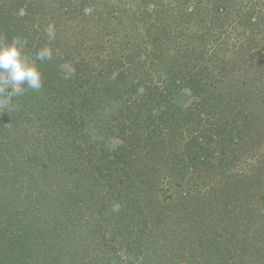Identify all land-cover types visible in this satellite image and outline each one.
Wrapping results in <instances>:
<instances>
[{"label": "trees", "instance_id": "1", "mask_svg": "<svg viewBox=\"0 0 264 264\" xmlns=\"http://www.w3.org/2000/svg\"><path fill=\"white\" fill-rule=\"evenodd\" d=\"M13 38L52 59L0 107V264H264V0H0Z\"/></svg>", "mask_w": 264, "mask_h": 264}, {"label": "clouds", "instance_id": "2", "mask_svg": "<svg viewBox=\"0 0 264 264\" xmlns=\"http://www.w3.org/2000/svg\"><path fill=\"white\" fill-rule=\"evenodd\" d=\"M49 40L55 38L54 26L47 27ZM26 41L13 38L10 43L0 41V107L11 104L13 97L23 94L25 86L39 90L43 86L36 61L52 59V50L45 46L36 51L35 60L30 61L24 52Z\"/></svg>", "mask_w": 264, "mask_h": 264}, {"label": "rangeland", "instance_id": "3", "mask_svg": "<svg viewBox=\"0 0 264 264\" xmlns=\"http://www.w3.org/2000/svg\"><path fill=\"white\" fill-rule=\"evenodd\" d=\"M134 9H131V11H127V15H130V12H132ZM117 23V22H116ZM125 26H127V27H129L128 26V20L123 24V29L125 28ZM124 31L125 32H127V33H129V32H131L130 31V29L129 28H127V29H124ZM60 69L62 70V71H64L66 74H70V73H72L73 72V70H72V68L70 67V64L69 63H63V64H61L60 65ZM113 144H119V140H114V142H113ZM261 150V153H262V156H263V158H264V144H263V146H262V148L260 149ZM255 156H257L256 158H253V160H251L250 161V163H249V165L250 164H252V163H254V162H256V161H258L259 159H260V157H259V154L258 153H256L255 154ZM259 157V158H258ZM248 165V163H242V166H240L239 168H241V171H237V169H234V170H232L231 169V174H234V173H243L244 172V168H248L247 170L248 171H251V167ZM249 166V167H248ZM253 166H255V165H253ZM217 180V179H216ZM190 186H192V185H190ZM243 201H238L237 203H234V204H228V206H230L231 208H235V205L236 204H241ZM247 203H248V205H249V207L248 208H251V210H252V212H251V214H249V215H246V212H243L244 211V209H246V207H244L243 209H242V207H240L239 208V206H238V213H237V216L238 217H240L244 222H243V224L244 225H248V223H251L252 224V222H253V220H254V223H255V225H260V221L258 220V212L260 211V208L262 209L263 207L261 206V203L260 202H258L257 201V198H256V196H252V197H250L249 199H248V201H247ZM117 208V206H115V205H113V206H111L110 207V210L111 211H116L115 209ZM202 212L203 211H200L199 212V217H202ZM255 214H257V215H255ZM206 217H209V212H206ZM185 217V219L187 218V214L184 216ZM202 218H204V217H202ZM210 218V217H209ZM217 220H211L210 222H208L207 224H210V225H212L213 223H215ZM210 228V227H209ZM221 228V224H219V227H218V229H217V232H216V235L217 236H219V232H220V229ZM243 228H245V227H242L241 229H243ZM258 227H254L253 228V225L252 226H250V228H249V232H251V231H253V230H255V229H257ZM84 228H82V230L81 229H79V233L81 232H84V230H83ZM75 232V235L77 236V235H79L77 232H78V228L76 229V231H74ZM239 231H237V234H238V236L240 237V238H242L243 237V234H242V232H240V233H238ZM80 233V234H81ZM250 236V235H249ZM248 237V236H247ZM232 245V243H230L229 244V246H231ZM116 246L117 247H119V245L118 244H116ZM228 246V247H229ZM76 261L73 263V264H75V263H77L78 262V260L77 259H75ZM142 261V259H139V260H137L136 262H134L133 264H140V262ZM240 260L239 259H236V260H234L233 258H231L230 260H226V263L227 264H240V262H239ZM129 263V260H126V261H124L123 260V262H121L120 264H128ZM68 264H71V261L68 263Z\"/></svg>", "mask_w": 264, "mask_h": 264}]
</instances>
